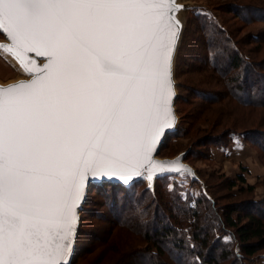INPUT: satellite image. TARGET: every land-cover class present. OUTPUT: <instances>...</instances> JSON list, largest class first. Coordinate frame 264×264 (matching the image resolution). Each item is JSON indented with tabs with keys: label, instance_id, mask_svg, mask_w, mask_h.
I'll list each match as a JSON object with an SVG mask.
<instances>
[{
	"label": "snow or ice",
	"instance_id": "1",
	"mask_svg": "<svg viewBox=\"0 0 264 264\" xmlns=\"http://www.w3.org/2000/svg\"><path fill=\"white\" fill-rule=\"evenodd\" d=\"M179 10L175 0H0V51L32 77L0 88V264H67L89 178L186 173L152 160L170 126Z\"/></svg>",
	"mask_w": 264,
	"mask_h": 264
},
{
	"label": "rangeland",
	"instance_id": "2",
	"mask_svg": "<svg viewBox=\"0 0 264 264\" xmlns=\"http://www.w3.org/2000/svg\"><path fill=\"white\" fill-rule=\"evenodd\" d=\"M175 4L180 10L175 12L174 18L179 21L181 31L172 62L177 98L174 102L176 125L165 136L158 158L173 159L183 155V164L190 167L193 174H164L167 178L157 180V177L152 187L147 185L145 179H138L128 190H118L115 197L109 191L106 197L100 191L90 194L86 211L79 212L75 254L70 264H132V260L140 264H156L158 259L138 250L133 257L130 256L132 249L145 247L139 238L135 237L133 247L128 248L125 229L120 232L115 229L109 231L113 223L120 224V221L142 233L155 231L146 223L150 219H144V213L142 216L143 207L148 208L145 211L149 218L155 213L154 224L157 219H161L166 209L164 201L169 198L165 193L161 195L160 190L162 183L168 180V187L176 181L184 205L197 202V210L203 215L208 214V217L213 215L218 218L219 209L233 203L243 210L253 209L256 214L264 213V107L243 108L233 103L226 105V100L223 104L211 106L212 110L217 108L220 113L199 111L206 106L203 99L205 94L216 96L228 93L233 89L231 86L236 89L239 86L233 79L236 73L239 74V69H226L225 74L220 76L222 72L219 69L212 70L204 66L202 58L208 51H214L210 43L208 47L204 45V36L213 43L219 42L222 47L226 45V37H233L244 57L253 62L264 60V44L258 49L256 42L248 38L264 34V0H175ZM213 21L223 26V32L216 33L213 27L210 28V22ZM244 40L247 41L245 45L242 44ZM6 44L8 41L0 33V46ZM212 75L217 76V82L212 81ZM30 78L11 54L0 51V87ZM261 82L264 87V78ZM194 114L196 119L191 123L190 117ZM217 114L221 115V126L210 132L208 122L218 123L220 118H217ZM238 176H242L245 183L236 181ZM232 180L236 181L237 186L229 189L228 184ZM210 198L213 204L206 201ZM211 223L215 227L213 221ZM187 229L185 227L183 231L187 232ZM95 235L105 240L108 237L109 243L101 247L99 243L96 244ZM164 252L161 261L168 259L174 260V263V257ZM246 264H264V256H256Z\"/></svg>",
	"mask_w": 264,
	"mask_h": 264
},
{
	"label": "trees",
	"instance_id": "3",
	"mask_svg": "<svg viewBox=\"0 0 264 264\" xmlns=\"http://www.w3.org/2000/svg\"><path fill=\"white\" fill-rule=\"evenodd\" d=\"M258 20L261 21V19ZM210 23L212 24L210 28L213 27L216 33L223 32L224 28L222 25L215 23V21ZM201 31H205V29ZM204 38L206 39L204 45L208 47L210 43L209 46L213 45L214 48V51H208L202 58L204 66L212 70L219 69V71L222 72L220 76L225 74L226 69H239V74L237 75L236 73L237 76L235 75L233 77L234 83H236V86L239 84V86L237 87L238 89L231 86L233 89L229 90L228 93L223 92L216 96L205 94L203 99L204 105L206 104V106L199 111L207 114L208 111L219 112L217 108L212 110L211 106H215L217 103L223 104L226 100V105H228V103H233L243 108H263L264 87L261 86V79L264 78V60L253 62L247 59V57H244L242 51L237 47L238 43L236 44V40H234L233 37H226L224 39L226 45L223 47L219 45V42L213 43L209 38L205 36ZM248 38L254 40L251 42H256L258 49L264 44V34L253 36V38L252 36H248ZM246 42L247 41L244 40L242 44L245 45ZM211 79L213 82H217L218 80L215 75H212ZM253 98H255V101ZM200 107H203V105ZM194 116L195 114L190 117L191 123H194L193 120L196 119ZM217 118H220L218 123H216V121L208 122L207 128L211 129L208 131L213 132L214 129L221 126L219 125L222 119L221 115L217 114ZM243 132L245 131L243 130ZM159 154L160 152L158 153V157H160ZM163 178L165 179L167 176L158 177L157 180H162ZM169 181L170 180L165 181L161 186L160 194L163 195V193H165L169 199L164 201L166 207V209H164L165 214L161 215V219L156 220L157 223L155 222L154 224L155 217L153 215H155V213L149 218L147 211H145L147 207H143L144 211H142V216L144 213V219H150L147 220L146 223L149 224L150 228L155 229V231L142 233L133 229L131 225L124 224L122 221L118 222L120 224H112V228L109 232L114 229L119 230V232L121 229H125L128 248L133 247L132 245L135 237L137 239L139 238L141 243H145L144 248L132 249L130 251V256L133 257L136 250H138L137 252L141 251L147 256H153L155 260L158 259L156 264H226L227 261H229L228 264H246L248 260L256 256H264V213L256 214L253 209L243 210L241 207L236 206V203H233L219 209L220 215L217 214L219 219L217 217L215 218L213 215H209L210 217H208V214L203 215V212L197 210V202L184 205V200L179 195L180 189H178L179 187L176 181H173L172 186L168 187ZM236 181L241 184L245 183V179L242 176H238ZM236 181L232 180L229 182V189L237 186ZM136 182L138 181L128 185L114 183L112 181L91 183L88 187L87 196L80 212L86 211L89 205V196L93 192L100 191L103 194L102 196L106 197L108 195L107 191H109L110 195L112 194L115 197L118 190H128L127 188H130L132 185L136 184ZM122 195H125V192H122ZM122 201L124 202V199H122ZM206 201L210 202H207L208 204H213L212 198L206 199ZM113 205H115V203H113ZM167 210L171 215L168 214ZM209 212L211 213V211ZM212 221L219 230L213 227ZM126 223H128V221ZM160 224L161 226H159ZM185 227L188 228L187 232L183 231ZM108 241V237H106L105 240L95 235V242L96 244L99 243L101 247L106 246L109 243ZM98 246L96 245V247ZM164 247L167 248L165 249ZM164 250L174 257V263H172L174 260L169 261L168 259L163 262L161 261L165 255ZM132 257H130V260H132ZM132 264L140 263L132 260Z\"/></svg>",
	"mask_w": 264,
	"mask_h": 264
},
{
	"label": "water",
	"instance_id": "4",
	"mask_svg": "<svg viewBox=\"0 0 264 264\" xmlns=\"http://www.w3.org/2000/svg\"><path fill=\"white\" fill-rule=\"evenodd\" d=\"M181 32V31H180ZM180 32H179V35H180ZM4 38L7 40V38L5 37V35L3 34V32H0ZM8 41V40H7ZM9 42V41H8ZM178 43V41H177ZM177 43H176V46H177ZM176 46H175V51H176ZM175 51H174V54H173V57H172V62H173V58H174V55H175ZM29 56H32L36 59L37 63L42 65L44 63V59L41 58V57H36L34 53H29ZM32 78V77H31ZM30 78V79H31ZM28 81V80H27ZM27 81H20V82H17V83H14V84H11V85H16V84H19V83H26ZM171 83H172V97H171V116H170V126L168 127H165L163 130H162V133L160 134L159 138H158V141L157 143L155 144L154 148V153L152 155V160L156 163V164H168V165H171V164H175V163H179V166L183 169L186 170V173H188L189 175H192V170L190 167H188L187 165L183 164L182 160H183V155H180L178 157H175L173 159H160L158 158V153L160 151V148L164 142V138L165 136L171 132L175 125H176V114H175V111H174V102H175V99H176V94H175V91H174V82H173V76H172V64H171ZM11 85H8V86H5V87H0V88H6V87H9ZM169 173H177L174 169H161V168H153V169H149V171H145L143 173V175L141 176H133L132 179L129 180V182L127 184L123 183V181L117 177H112V178H108V177H105L104 179H99V178H89L87 179L86 183H85V186H84V189H83V198L82 200L80 201V204H79V207L76 209V215H77V223H76V227H75V232H74V236L72 238V242H71V249H70V253L67 257V264H69L71 262V259L73 257V254H74V249H75V241H76V237H77V232H78V226H79V219H80V210L85 202V199H86V196H87V192H88V187L91 183H99V182H102V181H112L114 183H120V184H124V185H128V184H131L135 181H137L138 179H145L147 181V185L149 187H152V185L154 184V181L157 177L161 176V175H164V174H169ZM151 175L152 176V179H148V176Z\"/></svg>",
	"mask_w": 264,
	"mask_h": 264
},
{
	"label": "bare ground",
	"instance_id": "5",
	"mask_svg": "<svg viewBox=\"0 0 264 264\" xmlns=\"http://www.w3.org/2000/svg\"><path fill=\"white\" fill-rule=\"evenodd\" d=\"M16 61V60H15Z\"/></svg>",
	"mask_w": 264,
	"mask_h": 264
}]
</instances>
